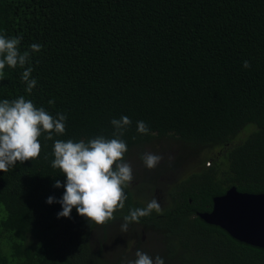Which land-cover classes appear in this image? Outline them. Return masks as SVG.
Returning <instances> with one entry per match:
<instances>
[{
  "label": "trees",
  "instance_id": "obj_1",
  "mask_svg": "<svg viewBox=\"0 0 264 264\" xmlns=\"http://www.w3.org/2000/svg\"><path fill=\"white\" fill-rule=\"evenodd\" d=\"M0 34L22 37V53L42 46L24 68L5 66L0 101L24 96L67 117L64 134H41L38 158L0 171V264H107L94 230L146 204L128 187L124 208L98 225L75 208L58 218L61 204L46 200L65 190L54 187L66 182L51 167L54 141L111 139L121 116L132 120L124 160L154 137L181 141L192 157L215 152L167 183L161 213L130 223L157 232L165 264H264L263 248L196 215L230 186L264 192V0H0Z\"/></svg>",
  "mask_w": 264,
  "mask_h": 264
},
{
  "label": "clouds",
  "instance_id": "obj_2",
  "mask_svg": "<svg viewBox=\"0 0 264 264\" xmlns=\"http://www.w3.org/2000/svg\"><path fill=\"white\" fill-rule=\"evenodd\" d=\"M22 37H7L0 34V77L4 74L5 66L15 69L24 68L31 53L41 51L40 44H32L23 53L20 51ZM242 67H251L248 60H244ZM33 69L26 68L21 74L26 84V92L31 93L37 81L31 78ZM54 101H49L53 104ZM67 117L57 113L54 118L43 107L37 108L31 100L20 96L13 100L0 101V171L7 172L17 162L39 157L41 144L39 137L47 133V140L53 139V133L64 134ZM113 126V138L103 135L97 136L87 143L84 140L74 142L55 140L53 145L54 159L51 167L59 169L66 176V182L56 180L54 187H63L64 193L57 200L49 196L46 203H60L62 211L57 216L70 218L72 209L85 217L88 221L101 225L114 219V213L124 208L127 199L125 189L131 186L133 170L131 164L124 160L128 151L127 143L122 137L131 126L132 120L128 116L110 121ZM137 132L147 135L149 126L144 121L136 122ZM140 159L148 169H154L163 159L161 155L145 152ZM153 211L162 212L160 202L154 197L143 208H133L124 216L121 232H127L129 224L139 222L141 217L149 216ZM127 264H165L164 259L157 255L155 258L137 250L135 259Z\"/></svg>",
  "mask_w": 264,
  "mask_h": 264
},
{
  "label": "rangeland",
  "instance_id": "obj_3",
  "mask_svg": "<svg viewBox=\"0 0 264 264\" xmlns=\"http://www.w3.org/2000/svg\"><path fill=\"white\" fill-rule=\"evenodd\" d=\"M145 152L161 155L163 159L154 169H148L140 159ZM214 151L192 157V151L181 141L169 137H154L151 142L138 144L130 149L125 161L131 164L133 181L129 187L134 199L147 205L154 197L161 206L166 204L165 186L183 177L190 168L206 166L210 163L208 156ZM184 158V159H182ZM196 164L192 167L191 165ZM122 222L116 221L94 230L92 238L95 240L104 232L103 255L107 264H127L135 259V252L139 249L155 258L160 251L161 244L157 232L137 224H129L128 231L121 232ZM158 236V237H157Z\"/></svg>",
  "mask_w": 264,
  "mask_h": 264
},
{
  "label": "water",
  "instance_id": "obj_4",
  "mask_svg": "<svg viewBox=\"0 0 264 264\" xmlns=\"http://www.w3.org/2000/svg\"><path fill=\"white\" fill-rule=\"evenodd\" d=\"M196 215L231 238L264 249V192H241L230 186L223 194L211 198L209 211Z\"/></svg>",
  "mask_w": 264,
  "mask_h": 264
}]
</instances>
